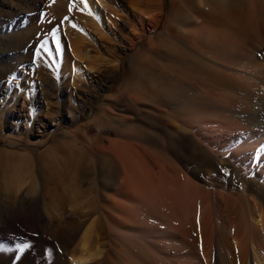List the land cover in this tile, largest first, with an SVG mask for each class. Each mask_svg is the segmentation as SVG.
I'll use <instances>...</instances> for the list:
<instances>
[{
  "label": "rangeland",
  "instance_id": "1",
  "mask_svg": "<svg viewBox=\"0 0 264 264\" xmlns=\"http://www.w3.org/2000/svg\"><path fill=\"white\" fill-rule=\"evenodd\" d=\"M84 1L86 2V0ZM106 1L107 4H111L112 11H115L114 14L119 20L117 29H120V31L110 29L106 20H104V15L99 12L93 15L98 25L95 23V26H93V24L81 20L82 14L85 15L86 13L80 8V0H18L20 11L14 17L4 19L0 24V128H2V132H0V160L8 154L14 153L26 161L25 167L19 168L17 172L19 176L17 184L20 183L19 186L22 188L21 191L26 194V198L14 201L5 195L3 186L0 185V191L3 194L0 199V264H73L72 258L81 255L84 235L85 238L89 236L87 243L92 246L89 247L87 244V249H84L87 250L86 252L94 254L96 251L93 250H96L98 246L97 251H102L103 254L110 251L113 254L112 256L108 253L113 259L111 263L106 262L101 257L91 264H137L136 262L145 264L142 259L147 260L144 254L151 238L145 230L141 229L143 226L142 219H145L143 216L147 214L143 205L145 203L146 206V202H151L152 198L155 201L159 199L160 196L157 191L155 193L151 187L156 183V190L161 191L163 189L162 186H159L160 188L157 186V184L160 185L157 181H161L162 184L164 182V178L161 180L162 175L168 180L171 177L174 178L177 169L183 166L180 163L182 160L179 158L184 153H180V149L177 148L179 144L176 142L178 139H175L179 137L177 131L182 129L188 132L191 130L190 132H193L202 143L211 142V148H213L211 151H214V154L219 150L218 146L222 147V145L227 144L232 152L236 154V160L243 158V162L246 161V166H242V169L250 168L255 164L247 156L246 160H244V157L239 158L242 154L241 151H243L241 149L244 145L243 142H245L243 137L248 131L245 123L246 113L252 112L248 108V104L246 103L243 106V104H240L241 100L238 98L233 99L236 96L231 88L227 89L226 85L216 83L214 77L211 78L209 74L200 76L196 72L187 70L188 73L185 71V74L182 75L181 73L184 70L179 69V64L184 59L191 58L196 54L207 55L208 49L204 50V47L206 48L209 45L205 40L207 34L209 35V32L215 29V32L219 31L217 32L218 37H221L219 33L226 25L225 19L230 11H242L249 19V24L253 22L255 25V22L264 21V0ZM53 16L57 17L54 20L60 23V30L55 34H50L46 28L48 24L53 22ZM66 17L67 19H65ZM221 19H224L223 23ZM87 24L90 25L87 26ZM96 26L99 27L98 30H96ZM94 30L99 33L104 31L103 33L107 37L104 34L103 37L101 33L99 35ZM66 32H69V34ZM70 33L76 36L72 37ZM197 33H200L199 36ZM53 35L58 36L59 50L63 52L62 56L67 61L66 67L62 68L63 71L73 63L72 61H74L73 64L81 68L88 66L94 69L92 75L85 76L77 88L71 84L70 74H64L61 69H53L51 66ZM235 45L230 46V48L236 50L237 54L233 51V56L230 55L229 59L228 51L220 55L223 57L222 59L226 55L225 59L227 60H224L228 64L230 62L241 64V61L258 58L261 56V52L264 55V50H250L248 52V49L246 52L248 54L245 57H240L239 50L242 46L238 43ZM73 46L78 49H74ZM75 50L80 51L81 54L79 52L78 55ZM238 56L241 61H239ZM60 70L62 73H60ZM195 76L199 77L195 78ZM184 77L183 81L186 82L181 83ZM203 77L208 78L205 80ZM233 78L236 79V77ZM192 81L195 82V86L192 85ZM210 82H215L214 87ZM187 85L189 88L186 89ZM177 88L180 92L177 91ZM206 89L211 92V96ZM197 92H203L204 95H199ZM254 92L257 95L258 102H264V84H261L260 89L255 87ZM93 94L95 95L93 96ZM174 98L176 101H174ZM48 103H54L52 107L57 109L58 120L62 121L66 118L67 122L62 121L58 127L52 125L51 118H45L46 124H43L44 126L38 124L34 126V131L30 134L31 143H26L30 126L25 125L24 121L28 119L32 124L31 120L34 115L42 117V114H39L40 109ZM239 105H242L240 107L241 112ZM133 106L138 107L139 111L144 113L145 116H152L153 121L157 122L158 125L156 123L154 125L151 120L137 118ZM67 108H74L75 111H72L73 113L67 112L65 110ZM245 109L248 111H244ZM75 114L79 116V119L74 120L75 122L70 121V118ZM180 125H183V127ZM38 126L40 129H38ZM223 127L225 128L224 133L222 131L218 132ZM226 130L230 137L233 136L230 141L221 136L227 134ZM133 132H135L134 135H132ZM144 134L146 138H143L145 137ZM242 134L244 136L240 137ZM41 141L44 142L38 143ZM123 146H126V149ZM124 153L125 155H123ZM119 154L123 155L122 158ZM59 155L63 159L59 158ZM126 157L130 158V161L134 162L136 160L137 162L135 161L136 163L130 165V161ZM144 157H146L145 160ZM68 158L71 159L68 160ZM120 158L122 162L126 159L129 168H134H132L133 173L138 172L137 168L142 163L143 165L138 168L141 170L138 172L139 174L135 173L137 176H133L134 174L125 165L126 161L120 163ZM186 158L191 161L188 155L183 159ZM162 159H167V161ZM69 161L74 163L71 164ZM69 163L75 165L72 177L69 176V179L65 181L66 183H58L52 173L58 170L64 171ZM162 164L163 166H161ZM143 168H145L146 173H149L150 178L147 176L148 174L144 173ZM172 168L173 171L170 170ZM183 169L185 168L181 167L180 171H185L187 175V170ZM142 170L143 173L141 174ZM152 170L156 171V174ZM126 171L127 174L130 172V175L134 177H132L133 186L129 182L131 177L126 174ZM163 171H168L167 176L163 174ZM170 171H172L171 175ZM10 173H13V171L0 167V183ZM159 173L162 175L158 176ZM143 174L145 175L143 176ZM141 176L143 179L145 178L142 179L143 181ZM151 178L153 179L151 181L153 185L149 183ZM138 179L140 182L137 181ZM193 180L195 183L198 182L197 184L201 187L197 191H192V197L195 199L196 205L198 203L197 206L202 205L200 208L204 209V218L213 212H217L220 216H224H221V218H225L222 220L226 226L229 225L226 218L227 214H230L234 219L236 218L235 221L239 224V227L243 224L240 214L242 197L239 195V186L237 187L233 181H229V184L233 183L236 188L233 186L234 192L229 193V195H234H231L233 198L228 196L225 197L226 199L221 197L220 193L223 189L218 186L220 202L217 205V203L211 204L213 199L208 195V185L192 178ZM171 181L172 179L169 180V182ZM137 182L140 190L136 186ZM148 185L151 190L147 188ZM68 188H71L74 192L75 200L69 198ZM152 192L153 195H151ZM58 193H63L70 199L69 202V199L66 201V199L60 198L63 200H59V206L65 203L62 205L64 210L61 207L59 208L62 210L58 209L57 206L54 208L48 203L47 199L56 201L54 195ZM145 193H150L148 198L151 196L152 198L148 199L146 197L148 194ZM154 194L157 195L154 196ZM206 194L208 198L205 197ZM144 198L147 200L144 201ZM209 198L212 201L211 199L208 200ZM207 200L206 204L205 201ZM223 203H225L224 206ZM212 206H215L214 209ZM219 207L220 209H218ZM221 210L223 214H221ZM61 211L66 213H61ZM8 212H10L9 215H7ZM77 213L78 215H76ZM60 214L62 215L60 216ZM11 215V218L6 217ZM225 230L221 229L222 246L226 245L228 241L230 243L232 241V237L228 235V230ZM240 230L244 232L243 227H240ZM120 232L124 233L121 234ZM140 232L145 235H141ZM132 240L134 241L132 242ZM220 249L214 251L213 254L214 256L222 255L224 257L220 256L222 259L218 257L219 261L223 260V262H231V264L237 261L232 255L226 254L225 248L221 247ZM118 251L120 254L117 253ZM217 251H221L219 255ZM114 253H116L115 256ZM198 254L195 252L190 253L191 258L189 261L191 264L197 263L199 255H201ZM119 256L121 258L123 256V258L121 259ZM137 256L141 258L137 260ZM228 257L229 261H225ZM117 258L120 259L117 260ZM123 259L127 261L122 262ZM219 261L218 264H228L222 263V261L219 263Z\"/></svg>",
  "mask_w": 264,
  "mask_h": 264
},
{
  "label": "bare ground",
  "instance_id": "2",
  "mask_svg": "<svg viewBox=\"0 0 264 264\" xmlns=\"http://www.w3.org/2000/svg\"><path fill=\"white\" fill-rule=\"evenodd\" d=\"M18 4H19L18 0H0V24L2 23V21L4 19H10V18L14 17L15 15H17L18 11H20V9H21ZM79 4H80V8L82 9V11H84L86 13L85 15L82 14V16L79 15V16L82 17L81 20H83V21L85 20L86 23L89 22L90 24H93V26H95L94 24L96 23L95 22L96 19L93 18V15L95 13L99 12V13H102L104 15V20H106V23H107V25H108V27L110 29L116 30L118 28L119 20L116 18V15L114 14L115 11H112L113 9L111 8V4L110 3L107 4L106 0H86V2L85 1L83 2V0H82V3H81V0H80ZM69 11H71V10H69ZM116 14H117V12H116ZM257 15H258V13H257ZM260 15H262V14H260ZM55 17L56 16L52 17L53 18V22L48 24V26L46 28V30L48 32H50V34H55L56 32H59V30H60L59 29L60 28V23L54 20ZM226 17H225L226 18L225 19L226 25L224 26L225 28L223 27L221 29L222 31L219 33L221 35V37H218V35H217L218 33L217 32H219V31L217 30V32H215L214 31L215 29L213 31H210L209 35L207 34V36H206L207 39H205V40L208 42L207 44H209V45L206 48L204 47V50L208 49L207 50V55L203 56L201 54H196V55H194L191 58L184 59L179 64L180 67H181V68L179 67V69L184 70V72L181 71V72H183V73H181L182 75L185 74V71H187V70H189V72H190V70L193 71V72H196L200 76L203 75V74H204V76L209 74V76L211 78L214 77L213 79H214V81L216 80L215 81L216 83L226 85L227 89L231 88L232 92L236 96L233 99L238 98L239 100H241L240 104H243V106H245L246 103L248 104V108L252 112L251 113H246V119H245L246 121L243 120L247 124L246 128H247L248 131H247V133H245V136L243 134H242V136H240V137L244 136L243 138L245 139V142H243L244 145H243V148H241L243 151L240 150L242 154L240 155V153H239V155H240L239 158L240 157L241 158L244 157V160H246V156H247V158H251L252 161L255 164H254V166H252L250 168L242 169V166L243 167L246 166L245 165L246 161L243 162V160H242L243 158L241 160H239V159L236 160V154L232 152V149L229 148L227 144L222 145V147L218 146L219 150L217 151V153L214 154L213 153L214 151H211V149H213V148H211V146H212L211 142L210 143H207V142L206 143H204V142L202 143L201 140H198L199 138L197 139V137L195 136V134L193 132H190L191 130H189L190 133L187 130H183V129H182L183 131L182 130L181 131H177L178 132L177 135L179 137L175 138V139H178L176 142H178L179 145H177V143H175V142L174 143L178 146L177 148L180 149V153H182V152L184 153L183 155L180 156L179 159L182 160V162H180V163L183 166H181V164H180V166L182 168L183 167L185 168L183 170H187V175L185 174V171L184 172L180 171V169H181V167H180V168L177 169L178 171L175 172V176L173 178V177L170 176L171 172L173 171V168H172V169H170L172 171H170V175H169L171 177V178L170 177L169 178L172 179L171 182H173V183H171V182H169L170 179L168 180L166 177H163V175L160 174V173H162V171H160V173H159L160 175H158V176L162 175L161 176V180H163L162 178H164V180H163L164 182L162 184V183H160L161 181H157L160 184V185L157 184V186L158 187L162 186L163 189L161 191H159L158 189L156 190V188H155V184L156 183L153 185V182H151L153 179L152 178L150 179L149 183H151L153 185L152 186L150 184L152 186L151 187L152 191H154L155 193L157 191V194L160 197H159V199L157 201H155V200H153V198L151 196L149 198H152L151 199L152 201L151 202H146V206H145V203L143 205L145 207L146 211H147V214H146L147 216L146 215L143 216L145 219H142L143 220L142 221V225L143 226L141 225L142 226L141 229L145 230L149 234V237L151 238V241L149 240L150 242H148V244L146 246L148 250L146 249V251H145L146 253L144 254V256L147 257V260L144 261V258L142 259L143 260L142 262H145V264H191L190 261H189L190 258H191V256H190L191 252H195V253L201 254V255L198 254L200 257L198 256L199 259L197 260L196 264H218L220 256L221 257H223V256L222 255H220V256H216L215 255L217 258L219 257L218 260H217V258L213 254H214V251L219 250L221 247L225 248L224 250L226 251V254L228 253V254H230V255H232L233 257L236 258L237 261H234L233 264H264V112H262L264 110V102H258V100L256 98L257 95L254 92V88L255 87H258V89H260L261 84H264V55L262 54L263 52H261V56H259L258 58H252V59H250L248 61H245L243 58H242V60H244V61H241L240 60L241 58L239 59V56H238L239 61H241L242 63L241 64H237L238 62L237 63L230 62L229 64L233 65V67H231V65L229 66V64L225 61V60H227V59H225L226 55L224 57L225 60L222 59L223 57L220 56L222 53H226L227 51L229 52L228 53L229 54L228 59H229L230 55L233 56V53H234L233 51H235V53H236V50L231 49L230 46L235 45L237 43L242 46L240 48V50H239V55H241L240 57H245L248 54V53H246L248 51V49H249L248 52H250V50H256V51H260L261 50V51H263L264 50V21H261L262 23L260 21L259 22H255V20L258 19V18L255 17L256 18L254 20L255 25H254L253 22H251L250 24L253 23L254 26L253 25L250 26L249 19H247L246 15L244 13H242V11H239V10L230 11V13L227 14ZM79 20H80V17H79ZM223 20L221 19L222 23H223ZM222 23H220V24H222ZM89 25L87 24V26H89ZM96 25H98V24L96 23ZM90 28H91V26H90ZM94 29H96V28H94ZM98 29H99V27H97L96 30H98ZM197 29H196V32H197ZM216 29H218V28H216ZM96 30H94V31H96ZM100 31H103V30H100ZM118 31H120V29ZM92 32H93V30H92ZM96 32H98V31H96ZM103 32H100V33L102 35L103 34L105 35V33H103ZM66 33L69 34V32H66ZM100 33L98 32L99 35H100ZM70 34L72 35V37L76 36V35H73L72 33H70ZM199 34H198V36H199ZM104 35H103V37H104ZM57 37H56V35H53V40L51 42V44H52V47H51L52 48L51 49L52 52L51 53H53L52 54L53 56H52L51 66L53 67V69H61L63 71L62 68L66 67L67 61H65L63 56H62L63 52H60V50H59V46H58V43H57L58 42V38ZM65 37L67 38V36H65ZM10 38H11V36H10ZM197 38H199V37H197ZM202 38H203V36H202ZM220 38H222V39L219 40ZM74 39H75V37H74ZM110 40H111V38H110ZM67 41H69L68 38H67ZM80 44H82V43H80ZM201 47H202V45H201ZM73 48H74V46H73ZM74 49H78V48H74ZM76 52L79 55L80 51L77 50ZM80 54H81V52H80ZM180 58H182V57H180ZM91 59H93V58H91ZM72 62L74 63V61H72ZM73 63L71 65H69L63 72H64V74L65 73L70 74V76L72 78V81H71L72 83L71 84H73L77 88L79 83L81 82V80L84 79L85 76L92 75L94 69H93V67L91 68V67H88V66H84V64H83L84 67L81 68L80 66H77L76 64H73ZM61 70H60V73H62ZM187 73H188V71H187ZM194 75H197V74H194ZM226 75H228V76H226ZM196 77L197 76H195V78ZM221 77H223V78H221ZM233 77H236V79L233 78ZM203 78H205V80H206V78H208V77H203ZM183 79H185V77L182 78V82L181 83H183L185 81V80L183 81ZM194 83L195 82H193L192 85H194ZM196 83H197V81H196ZM214 83L212 82L211 85H213ZM219 84H217V85L219 86ZM182 85H181V88H182ZM189 86H190V84H189ZM198 87H199V85H198ZM213 87H214V85H213ZM178 88H177V91L180 92V90ZM187 88H189L188 85H187L186 89ZM191 88H192V86L190 87V89ZM223 88L225 89V87H223ZM216 89H215V91H216ZM79 90L82 91L83 89H79ZM210 91H211V89H210ZM173 93H174V90H173ZM181 93H182V90H181ZM189 93H190V91H189ZM197 93L199 95H204L203 92L202 93L197 92ZM210 93L211 92H209V94ZM94 95L95 94H93V96ZM210 96H211V94H210ZM171 97H173V96H171ZM174 101H176V99ZM235 102L237 103L238 101H235ZM255 104L258 105L259 107H257ZM52 105H54V103L53 104L48 103L44 107H42V109H40L41 111L39 113V114H42V117L39 116V115L38 116L34 115L32 117L33 119L31 120L32 124L29 122L30 120H28V119H26L24 121L25 125L30 126V128H29V136H28V139H27L26 143H29V142L31 143L30 134H31V132L34 131V126H36L37 124L39 126H44L43 124H46V122L44 121L45 118H51L50 120L53 121L52 125L58 126V127H59V125H60V123L62 121L63 122H67L66 118L63 119L62 121L58 120L59 118H57V114H56V110L57 109L52 107ZM134 105H136V104H134ZM238 107L240 108V107H242V105H239ZM137 108L135 106H133V109L135 111V116L137 118L148 119L149 121L150 120L151 121L154 120V118L152 116H147V115L145 116L144 113L140 112L139 108L137 110ZM184 108H186V107H184ZM65 110H67V112H70V113H73L72 111H75L74 108H70V109L67 108ZM241 111L242 110L240 108V112ZM244 111H248V110L245 109ZM68 117H70V116H68ZM78 119H79V116L77 114H75V115H73L70 118V121L73 122L74 120L77 121ZM182 120H184V119H182ZM153 122H154V125H155V123L157 124V122H155V121H153ZM39 126H38V129H40ZM180 126L183 127V125H180ZM223 126H226V125H223ZM224 129H225L224 127H223V129L220 128L218 130V132L222 131V133H224L223 132ZM232 131H234V130H232ZM0 132H2V128H0ZM226 132H227V130H226ZM134 134H135V132L132 133V135H134ZM128 136H129V134H128ZM139 136H140V134H139ZM221 136L224 137V139L227 140V141H230L231 138L233 139V136L230 137L228 132H227V134H223ZM143 138H146V135ZM175 139H174V141H175ZM42 142H44V141H41V142H38V143H42ZM236 142H237V140H236ZM113 143L115 144V142H113ZM114 144H113V146L116 145V144L115 145ZM124 144H125V142H124ZM126 144H130V143H126ZM124 148L126 149V146ZM116 150H117V148H116ZM173 150H174V148H173ZM140 151H139V153H140ZM117 153H119V152H117ZM186 154L191 158V161L189 160V158H188V160H187V158L185 160L183 159V158H185L187 156ZM66 155H68V154H66ZM123 155H125V153ZM123 155H120V157L123 156ZM178 155H180V154H178ZM116 156H118V155H116ZM129 156H130V158H132L131 155H129ZM132 156H134V155L132 154ZM141 156H143V155H141ZM175 156H177V155L175 154ZM68 157H69V155H68ZM169 157H171V156H169ZM59 158H61L60 155H59ZM118 158H119V156H118ZM121 158H120V161H121ZM130 158L126 157V159H129V161H130ZM138 158H136V159H138ZM61 159H63V158H61ZM69 159H71V158H68V160ZM126 159L124 161H126ZM145 159H146V157H144V160ZM167 159H165V160L162 159V160L163 161H167ZM115 160H118V159H115ZM134 160H135V157H134ZM140 160H141V157H140ZM135 161L134 162L130 161L129 162L130 165L137 162V161L136 162ZM64 162H65V160H64ZM69 162H71V164L74 163L73 161H69ZM123 162L121 161L120 163H123ZM131 162H133V163H131ZM139 162H141V161H139ZM169 162H167V163H169ZM126 163H127V161L125 162V165L127 166V164H129V163H127V164ZM144 163H146V162H144ZM25 164H26V161L23 158H21V157L17 156L16 154H14V153H10V154L6 155L3 159L0 160V167H3L6 170H11V172L13 171V173H10V175L7 176L8 178L6 177L5 179L2 180V183H0V185L2 184L3 190L5 192V195L7 197H9L10 199L14 200V201H19V200H22V199L26 198V194L21 191L22 188L19 186L20 183H19V185L17 184V182L19 181V179H18L19 176H18V173H17L18 169L22 168V167H25ZM59 164H60V162H59ZM71 164L69 163V165L66 167V169L64 171L58 170V171L52 173L53 176H54V179H56V181L58 183H61V182H62V184L66 183L65 181H67L69 179V176L72 177V174L75 171V167H74L75 165H71ZM140 164H139V167L143 165L142 163H140ZM163 164L161 166H163ZM125 165H123V166H125ZM248 165H249V163H248ZM146 166H147V164H146ZM168 166H171V165H168ZM127 168L130 170L131 173H133L132 172V168L133 167L129 168V166H127ZM138 168H137L138 172L141 171ZM141 169H142V167H141ZM163 169H165V167H163ZM143 170H145V168H143ZM143 170H142V172H140L141 174L143 173ZM165 171H163V174H166V176H167V172L168 171L167 172H165ZM130 172H129V174H127L128 172L126 171V174L130 175L131 174ZM138 172H135V173H138ZM152 172H154V171L152 170ZM135 173H133L134 174L133 176H137V174L135 175ZM144 173H146V170H145ZM154 173L156 174V171ZM7 174H9V173H7ZM91 174H93V173H91ZM146 174H148L147 176H149L148 172ZM144 175L145 174H143V176ZM133 176L130 175L129 177H131V179H132ZM149 178H150V176H149ZM149 178H146V179H149ZM192 178L196 179L197 181L199 180V181H201L203 183H206L208 185L207 186V187H209L208 195H209V197H211L213 199V203L211 202V204H214V203H217V205L219 204V202H220L219 195L220 194H221V197L224 198V199H226L228 196L232 197L231 195H233V194L229 195V193H233L234 192L233 186H235V185L233 183L229 184V181H233L237 185V187L239 186V188H240V194L239 195H241V197H242V204H240L241 205V207H240L241 208V213L240 214H241L242 220H243V224L240 225V227L241 228L243 227L244 232H242L243 230L239 231L240 227L238 226L239 224H237V222L235 221L236 218L234 219L232 216H230V214L226 215V218L229 221V225L228 226H226L224 224L223 220H222V219H225V218H221L222 215L220 216L217 212H213V213L209 214L208 217L204 218V215H203L204 214V212H203L204 209L200 208V207H202V205L201 206H197L198 203L196 205V201L192 197V191L193 190L197 191L201 187H200L199 184H197L198 182L195 183L194 180L192 181ZM127 179H128V177H127ZM131 179L129 178V180H130L129 182L132 183L133 179L132 180ZM139 179H140V177H139ZM139 179L137 181H139ZM142 179H143V177L141 178V180ZM158 179L160 180V178H158ZM158 179H156V180H158ZM142 181H141V184H142ZM133 183H132V186H133ZM136 184H137L136 186L138 187V182ZM126 186H128V185H126ZM136 186H134V187H136ZM218 186H220L223 189L221 191L222 193H220L217 190ZM134 187H132V188H134ZM139 187H138V189H139ZM71 188L67 189L68 194H69V198L75 200V194H74V192L72 191ZM147 188H150V186L148 185ZM151 188H150V190H151ZM235 188H236V186H235ZM67 191H65V192H67ZM148 191H149V189H148ZM142 192H145V191H142ZM146 192H147V190H146ZM149 192H151V191H149ZM204 192L206 193V191H204ZM145 194H148L146 196L147 198L150 195V193H145ZM157 194H154V196H156ZM2 195H3L2 191H0V199H1ZM141 195H143V194H141ZM151 195H153V192L151 193ZM208 195L206 194V196L205 195L204 196L207 197ZM67 197L63 193H60V194L58 193V194L54 195V198H56V201H54L53 199H50V200L47 199V200H48V203H49L50 206H52L54 208H56V206H57L58 209L62 210L63 209L62 205L65 204V203H63L61 206H59L60 205L59 200H61L60 198H63L64 200L66 199V201H68L67 199H69V198H67ZM157 198H158V196H157ZM211 198H209L208 200H210ZM70 199H69V202H70ZM155 199H156V197H155ZM212 199H211V201H212ZM224 199H222V200H224ZM74 200H73V202H74ZM146 200L144 198V201H146ZM202 200H204V199H202ZM208 200L205 201L206 204H207ZM8 201H9V199H8ZM198 202H200V201H198ZM224 202H226V201H224ZM0 203H1V201H0ZM74 203H76V202H74ZM224 205H225V203H223V206ZM59 207H61L62 209L59 208ZM212 207H211V209H212ZM214 207H213V209H214ZM220 207L218 209H220ZM205 208H207V207H205ZM111 209H113V208H111ZM234 209H236V208H234ZM225 210H227V209L225 208ZM57 211H59V210H57ZM114 211H115V209H114ZM211 211H214V210H211ZM233 211L237 212L238 210H233ZM62 212L63 211H61V213ZM71 212H72V210H71ZM63 213H66V212H63ZM140 213H142V212H140ZM9 214H10V212L7 213V215H9ZM221 214H223L222 210H221ZM16 215H15V217L19 218V216H16ZM61 215L62 214H60V216ZM76 215H78V213ZM6 217H10L11 218L12 215L11 216H6ZM64 217H65V215H64ZM79 217H80V215H79ZM81 217H82V215H81ZM222 217H224V216H222ZM15 219H17V218H15ZM133 222H131V223H133ZM222 228L228 230V233H229L228 235H230L232 237L231 243L228 241V243L226 245L223 243L224 244L223 246H222V242H221V240H222L221 239L222 238L221 229ZM89 230H87V231H89ZM113 230H114V228H113ZM114 232H115V230H114ZM240 232H242V233H240ZM120 233L123 234L124 232H120ZM140 234H141V232H140ZM142 234H144V233H142ZM126 235H128V234H126ZM83 237H84V241L82 242V245H81V247L83 248L82 249L83 252L81 251V255L80 256H74L72 258L73 264H91L94 260H96L97 258L100 259L101 257H103V260H106V262H109V263L112 262L113 259H112L111 255L108 254V253H110V251L105 253V254H103L102 251L101 252L97 251L98 250L97 249L98 246H97L96 250H93V251H96L94 254H90V253L86 252L87 250L85 251L84 249L87 247V244H88L87 240H89V236L87 237L88 239L85 238L86 237L85 235ZM97 239H98V237H97ZM225 240L227 241V239H225ZM228 240H229V238H228ZM133 241L134 240H132V242ZM139 241H141V240H139ZM142 241H144V240H142ZM100 242H102V241H100ZM89 247H92V246L89 245ZM117 250H114V251L116 252ZM219 252H221V251H219ZM219 252H218V255L220 254ZM117 253H119V251ZM110 254H112V252ZM115 254L116 253H114V256H115ZM134 255H135V253H134ZM112 256H113V254H112ZM115 258H114V260H115ZM122 258H123V256H122ZM139 258H141V257H139ZM139 258L137 256V260H139ZM119 259L117 258V260H119ZM124 259H126V258H124ZM124 259L121 260V261L123 262ZM220 259H222V258H220ZM230 259H231V257H230ZM227 260L229 261V257L225 261H227ZM126 261H124V262H126ZM220 261H222V263H228V262H223V260H220ZM220 261H219V263H220ZM136 263L138 264V262H136ZM229 263L231 264V262H229ZM96 264H98V263H96ZM140 264H144V263L140 262Z\"/></svg>",
  "mask_w": 264,
  "mask_h": 264
},
{
  "label": "snow or ice",
  "instance_id": "3",
  "mask_svg": "<svg viewBox=\"0 0 264 264\" xmlns=\"http://www.w3.org/2000/svg\"><path fill=\"white\" fill-rule=\"evenodd\" d=\"M65 19H67V17ZM25 247H27V245H25ZM21 251H23V249H21Z\"/></svg>",
  "mask_w": 264,
  "mask_h": 264
}]
</instances>
